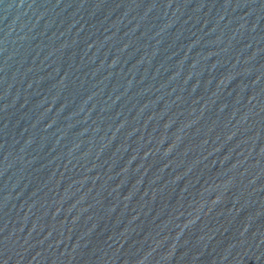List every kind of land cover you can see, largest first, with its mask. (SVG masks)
<instances>
[{
  "label": "water",
  "instance_id": "obj_1",
  "mask_svg": "<svg viewBox=\"0 0 264 264\" xmlns=\"http://www.w3.org/2000/svg\"><path fill=\"white\" fill-rule=\"evenodd\" d=\"M0 264H264V0H0Z\"/></svg>",
  "mask_w": 264,
  "mask_h": 264
}]
</instances>
